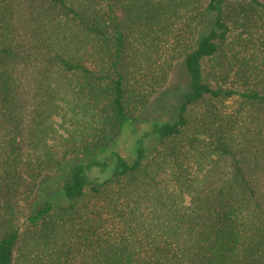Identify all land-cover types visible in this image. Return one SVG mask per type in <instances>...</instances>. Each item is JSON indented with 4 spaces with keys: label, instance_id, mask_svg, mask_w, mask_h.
Here are the masks:
<instances>
[{
    "label": "trees",
    "instance_id": "1",
    "mask_svg": "<svg viewBox=\"0 0 264 264\" xmlns=\"http://www.w3.org/2000/svg\"><path fill=\"white\" fill-rule=\"evenodd\" d=\"M181 62L145 155L64 203ZM0 264H264V0H0Z\"/></svg>",
    "mask_w": 264,
    "mask_h": 264
},
{
    "label": "rangeland",
    "instance_id": "2",
    "mask_svg": "<svg viewBox=\"0 0 264 264\" xmlns=\"http://www.w3.org/2000/svg\"><path fill=\"white\" fill-rule=\"evenodd\" d=\"M187 88V75L182 63L177 62L171 70L166 85L135 116L129 128L126 123L119 136L110 141L105 148L71 156L58 170L41 178L35 191V205L38 206L45 199L53 204L64 203L59 195V189L67 179L73 167L71 165L74 163L87 165L88 169L85 170L87 177L94 183H98L110 177L116 165V156L131 161L135 159L138 147L145 155H149L156 143L149 142L150 125L174 121L177 105L181 102Z\"/></svg>",
    "mask_w": 264,
    "mask_h": 264
}]
</instances>
